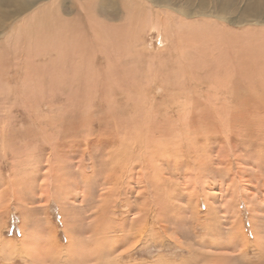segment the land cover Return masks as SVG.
Wrapping results in <instances>:
<instances>
[{
  "label": "rangeland",
  "instance_id": "rangeland-1",
  "mask_svg": "<svg viewBox=\"0 0 264 264\" xmlns=\"http://www.w3.org/2000/svg\"><path fill=\"white\" fill-rule=\"evenodd\" d=\"M9 12L0 264H264V0Z\"/></svg>",
  "mask_w": 264,
  "mask_h": 264
},
{
  "label": "bare ground",
  "instance_id": "bare-ground-1",
  "mask_svg": "<svg viewBox=\"0 0 264 264\" xmlns=\"http://www.w3.org/2000/svg\"><path fill=\"white\" fill-rule=\"evenodd\" d=\"M44 1L45 0H0V9L3 8V5H6V8L10 9L14 14L21 15L22 13H27V12L31 11L34 7L38 6L39 3L44 2ZM40 6L42 7L43 3ZM12 12H9L8 14L11 15ZM210 16H213V17H215L218 20H221L223 22L229 21L228 24H232V25H236V26L248 24V23L264 25V15H262L261 17H257L253 20H246L244 23H243V21H232L230 19H227L228 20L227 21L225 19V17L219 13H215V14L211 13ZM43 19L44 18H41L40 22H44L45 20H43Z\"/></svg>",
  "mask_w": 264,
  "mask_h": 264
}]
</instances>
